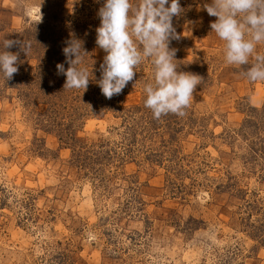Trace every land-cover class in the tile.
Segmentation results:
<instances>
[{"label": "rangeland", "instance_id": "rangeland-1", "mask_svg": "<svg viewBox=\"0 0 264 264\" xmlns=\"http://www.w3.org/2000/svg\"><path fill=\"white\" fill-rule=\"evenodd\" d=\"M100 2L0 0V48L11 40L5 51L18 54V80L0 77V264H264V126L258 118L254 134H237L249 109L264 107V81L241 75L254 61L226 65L210 27L217 18L204 9L211 0H180L179 39L169 47L178 70L202 81L185 115L147 130L155 121L144 106L149 61L111 99L98 86L107 55L96 44ZM35 26L48 46L26 54L23 33ZM72 38L87 54V89H64L57 71L36 85L47 61L67 59ZM28 61L33 87L21 68ZM81 103L102 116H62ZM71 121L86 147L53 129Z\"/></svg>", "mask_w": 264, "mask_h": 264}, {"label": "clouds", "instance_id": "clouds-1", "mask_svg": "<svg viewBox=\"0 0 264 264\" xmlns=\"http://www.w3.org/2000/svg\"><path fill=\"white\" fill-rule=\"evenodd\" d=\"M204 9L217 18L210 27L223 42L225 64L243 68L251 59L254 62L241 75L250 82L264 81V54L257 52V46L264 44V0H211ZM183 12L180 0H104L96 44L107 53L98 81L106 98L119 95L137 69L149 61L153 73L143 85L144 106L155 119L185 115L202 77L179 71L176 50L169 47L171 40L179 39L173 17ZM14 43L5 39L0 51V77L6 80L18 72V54L5 51ZM67 44L63 53L70 67L65 71L63 64L57 65L58 73L66 76L64 89L86 90L92 72L82 66L87 55L83 42L72 38ZM23 50L28 54L31 44L24 41Z\"/></svg>", "mask_w": 264, "mask_h": 264}, {"label": "trees", "instance_id": "trees-1", "mask_svg": "<svg viewBox=\"0 0 264 264\" xmlns=\"http://www.w3.org/2000/svg\"><path fill=\"white\" fill-rule=\"evenodd\" d=\"M135 1V0H134ZM102 4L101 5H104V0H101ZM100 2V3H101ZM85 9V8H84ZM45 30H42V29H38L37 26L34 27L33 30H26L24 31L23 35L25 37H27V40L30 44H33V45H37L38 47H40L41 50L45 49L48 45H47V40L45 38ZM35 46V47H37ZM3 48H0V51H2ZM67 60V59H66ZM66 60L64 61H57V62H54L53 60H49L47 61L48 62V65L46 67H40L38 69V81L35 83L36 85H39V82L43 84V87H46V83L48 82L47 81V78L50 76V79H55L56 78V74L54 73L55 71L58 72V69H57V65L58 64H63L64 67H65V71L70 67V65L66 62ZM29 64V61L25 64V66L27 67H22L21 68H24L26 70V75H27V78L29 79L28 81V86L29 87H33V86H30V85H33V78L35 75H32L31 72H30V66H28ZM21 72V71H20ZM28 73V74H27ZM13 78L12 79L13 81L18 80L17 79V76L15 74H13ZM65 77V75H64ZM66 78V77H65ZM8 82L10 81L11 82V79L10 80H7ZM66 81V79H65ZM12 84V83H11ZM29 98H35L36 99V96H28ZM27 97V98H28ZM79 97V96H78ZM76 97V98H78ZM57 98L61 99L60 96L58 95ZM44 104H47V107L50 108L51 106L54 107L56 106L55 103L52 102L51 100V103H44ZM63 106V103L61 102L59 104V107ZM81 106H82V103H81ZM93 109H87V107H83L81 109H71L67 112V115H65V113H62V116L64 117H68V116H71V118H74V119H77V117L81 120L83 119H86L87 117L89 116H102V115H99V114H103V113H99L98 115H96L97 113L96 110L95 111H91ZM103 110V109H101ZM54 113L56 115V109L54 110ZM249 112L250 114L252 115L251 118L249 120L246 121V126L247 128H243L241 129L240 131H238L237 134H240L242 135L244 138L247 137V133L246 131L247 130H250L249 128H251V134H254V131H255V127H259V125L257 124L258 121L257 119L259 118V123L260 125L263 127L264 126V107L262 109H257V108H250L249 109ZM60 113V112H59ZM58 113V114H59ZM162 119L164 123H162V120H157L155 119L154 123L152 124V127H148L147 130H157L158 128H155V127H159L160 125L163 124V126H165L166 128H170V121H169V118H166V115L165 116H162ZM70 120H73V119H70ZM80 124V123H79ZM167 125V126H166ZM78 126V127H77ZM77 126L76 124L74 123V121H71L70 123H67L65 125L63 124H55L54 126V130L57 132V135L59 136V139L62 138L63 140L67 139L70 143H72L74 145V147H78V146H83V147H86L87 144L83 143L80 139H77V133L80 131V127L77 123ZM247 139V138H245ZM256 144V143H255ZM254 143L252 144V147H251V154L257 156L258 155V152H260V150H257L256 149V145ZM90 147V146H89ZM88 148V147H87ZM264 150V149H263ZM91 153H94L96 154L97 156L95 157L96 158V162H98L100 160V153H96L94 152L93 150H89ZM248 225V224H247ZM255 231L257 232L256 236H259L261 237L260 235V228L258 229H255Z\"/></svg>", "mask_w": 264, "mask_h": 264}, {"label": "bare ground", "instance_id": "bare-ground-1", "mask_svg": "<svg viewBox=\"0 0 264 264\" xmlns=\"http://www.w3.org/2000/svg\"><path fill=\"white\" fill-rule=\"evenodd\" d=\"M256 102H258L256 99H255Z\"/></svg>", "mask_w": 264, "mask_h": 264}]
</instances>
